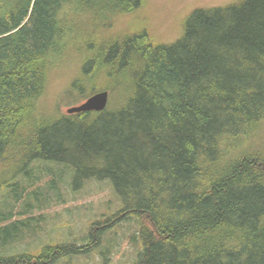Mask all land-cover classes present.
Masks as SVG:
<instances>
[{
    "label": "trees",
    "instance_id": "1",
    "mask_svg": "<svg viewBox=\"0 0 264 264\" xmlns=\"http://www.w3.org/2000/svg\"><path fill=\"white\" fill-rule=\"evenodd\" d=\"M147 1L0 0V264L107 263L104 237L127 223L132 264H264V0L196 8L170 43L116 29ZM73 64V92H109L103 112L40 108ZM56 167L74 191L109 182L122 208L81 244L10 254L39 234L28 216L60 190Z\"/></svg>",
    "mask_w": 264,
    "mask_h": 264
},
{
    "label": "rangeland",
    "instance_id": "2",
    "mask_svg": "<svg viewBox=\"0 0 264 264\" xmlns=\"http://www.w3.org/2000/svg\"><path fill=\"white\" fill-rule=\"evenodd\" d=\"M234 1L236 0H148L146 7L137 15L127 16L120 22L118 21L116 29H128L133 24L138 28L143 25L152 32L158 41L170 43L180 37L184 21L194 9L218 7ZM107 25L106 21H97L95 30L106 34L108 33ZM75 77H77V67L74 64L70 68L58 71L40 101V108L50 114L60 115L67 114L69 108L84 103L87 98L81 97L72 90ZM43 170L45 168L36 170L37 176H45L32 188L29 189L31 187L29 186V190L47 188L46 184L50 176L43 173ZM54 171L62 174L60 190L48 193L51 200L47 207L36 210L28 216L40 217L42 215L45 217L44 223L40 225L39 234L37 236L28 235V238L25 239L26 244L15 245L10 254L24 253L28 250V246L32 253H38L52 241L81 244L93 224L110 218L122 208V204L109 182H89L79 191H74L71 188V172L65 170L64 167H56ZM4 194L0 191V207L6 200ZM135 233L134 224L127 223L115 227L104 237V243L108 238L110 244L107 263L102 261L99 253L96 252L89 258H81L73 264H132L139 249L131 240ZM104 246H108V243H105ZM16 248L18 249L16 250Z\"/></svg>",
    "mask_w": 264,
    "mask_h": 264
},
{
    "label": "water",
    "instance_id": "3",
    "mask_svg": "<svg viewBox=\"0 0 264 264\" xmlns=\"http://www.w3.org/2000/svg\"><path fill=\"white\" fill-rule=\"evenodd\" d=\"M110 94L108 91L98 92L89 97L80 106L70 108L68 114H80L85 112H103L109 104Z\"/></svg>",
    "mask_w": 264,
    "mask_h": 264
},
{
    "label": "bare ground",
    "instance_id": "4",
    "mask_svg": "<svg viewBox=\"0 0 264 264\" xmlns=\"http://www.w3.org/2000/svg\"><path fill=\"white\" fill-rule=\"evenodd\" d=\"M79 106H80V105H79ZM75 107H77V106H75ZM72 108H73V107H72ZM69 109H70V108H69ZM69 109H68V110H69ZM68 110H67V111H68ZM67 114H68V112H67ZM69 115H70V114H69Z\"/></svg>",
    "mask_w": 264,
    "mask_h": 264
}]
</instances>
